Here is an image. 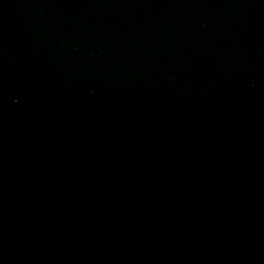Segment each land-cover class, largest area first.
I'll return each instance as SVG.
<instances>
[{"label":"water","instance_id":"95a60500","mask_svg":"<svg viewBox=\"0 0 264 264\" xmlns=\"http://www.w3.org/2000/svg\"><path fill=\"white\" fill-rule=\"evenodd\" d=\"M0 264H264V0H0Z\"/></svg>","mask_w":264,"mask_h":264}]
</instances>
